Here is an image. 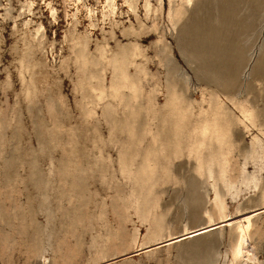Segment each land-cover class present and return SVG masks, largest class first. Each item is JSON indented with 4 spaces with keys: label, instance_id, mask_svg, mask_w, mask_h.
Here are the masks:
<instances>
[{
    "label": "rangeland",
    "instance_id": "rangeland-1",
    "mask_svg": "<svg viewBox=\"0 0 264 264\" xmlns=\"http://www.w3.org/2000/svg\"><path fill=\"white\" fill-rule=\"evenodd\" d=\"M29 1L0 0V23L7 22L5 29H0V264H264V135L257 129L258 126H251L245 131L237 125L232 134L230 175L234 187L229 194H225V189L217 184L229 221L218 223L221 220L213 206L214 195L210 192V186L194 171L184 173L182 178L178 175L185 179V183L180 182L176 187H172L169 182L165 183L166 189L157 195L156 188L151 186L155 177L145 174L149 171L145 160L152 152L150 145L153 135L161 128L159 135L168 144L174 138L185 137L186 128L196 119L203 95L207 100L214 99L215 94L220 96L231 112V116L228 115L231 121L235 119L232 112L236 104L248 102L254 108L256 123L264 130V0H191L190 4H186L187 0H171L170 4L169 0L162 1L163 4L160 0H138V17L125 7V0H117L123 14L118 15L119 25L115 27L110 24L109 19L101 22L105 0ZM146 1L148 8L150 7L148 17L145 16ZM179 3L181 4L178 5ZM169 6H182V13L173 12L170 18ZM88 7L99 16V21L96 22L98 30L92 31V34H88ZM51 8L56 11L54 17ZM40 25L46 28L48 36L41 38V45L35 43L29 48L24 46L22 38L35 36ZM130 25L138 30L142 28L147 35L152 34L141 42L148 60L145 64L147 77L143 74L136 76L133 72L134 65L128 67L132 76L138 78L137 91L140 93H132L127 86L119 88L116 98L110 97L108 70L106 75V72L100 73L98 69L92 70L93 75L87 72L83 84H79L69 48L73 34L89 36V52L93 56L95 45H101L106 38L111 49H115V38L108 40L114 30L116 39L121 44L132 43L130 37L125 39L120 33L121 29H128ZM38 36L40 37V33ZM159 38L162 39V46L156 49L153 43ZM164 48L167 50H162ZM157 51H160L159 54ZM33 52H37V55L33 56ZM24 54L27 56H22ZM22 61L42 65L39 71L36 70L32 80L28 81L30 77L27 75L23 84L20 83V72H25V68L21 67ZM137 62L145 63V60L138 59ZM166 83L169 84V92ZM28 84L29 95L25 87ZM100 85L104 90H101ZM170 85L176 87L173 89ZM225 94L228 99L223 98ZM172 95L176 96L177 101L175 99L176 102L169 104ZM106 97L108 98L105 99ZM139 104L142 105L141 108ZM154 109L158 110V116L154 112L156 118L152 117ZM142 112L144 117L140 114ZM52 125H55V130ZM68 128L71 129L69 132ZM140 129L144 131L140 132ZM149 130L152 135L147 132ZM66 133L70 134H67L69 139L65 137ZM53 139H59L58 143ZM258 143L262 144V153ZM172 147L168 152H171ZM256 148L261 156L253 153ZM65 152L69 155H65ZM123 158H132V165L127 169L135 170L132 177L127 171L124 176L119 168ZM141 158L144 161H140ZM34 160L38 166H35ZM244 162H249L248 168L241 172ZM61 167L63 171H60ZM78 173L84 178L83 183ZM35 174L37 176L33 178ZM73 176H76L75 179ZM114 184L121 186V190ZM145 184H149L148 187ZM115 190H120V194ZM132 190L141 197L138 202L140 206L132 205L129 194ZM115 193L119 196H115ZM100 205L102 209L105 207L103 211ZM207 214L218 224L209 227L212 223ZM246 217H253L252 229L249 230L244 246V251L247 249L248 254L245 256L243 252L239 258H235L232 247H235L238 240L237 225ZM185 228L193 232L198 230L193 235L195 238L190 236L178 239L171 245H159L149 251L150 255L149 252L135 254L137 245L153 246L163 238H179L187 232L184 231Z\"/></svg>",
    "mask_w": 264,
    "mask_h": 264
},
{
    "label": "bare ground",
    "instance_id": "bare-ground-1",
    "mask_svg": "<svg viewBox=\"0 0 264 264\" xmlns=\"http://www.w3.org/2000/svg\"><path fill=\"white\" fill-rule=\"evenodd\" d=\"M29 1V0H28ZM77 1H80V0H77ZM76 1V2H77ZM137 1L138 0H125L124 1V5H125V7H128V10H130L131 11V14L133 13L136 17H138V15L136 14V4H137ZM148 1V0H147ZM147 1H146V4H145V10H146V13H145V16H147L148 17V14H149V8H148V5H147ZM159 1V0H158ZM161 1V3H162V1H164V0H160ZM180 1V0H179ZM183 1H185V0H183ZM6 2H7V0H6ZM30 2V1H29ZM142 2H143V0H142ZM182 2V1H181ZM192 1L191 0H187V2H186V4L188 3V4H190ZM24 3V2H23ZM22 3V4H23ZM47 3V2H46ZM45 3V4H46ZM159 3V2H158ZM157 3V4H158ZM171 3V0H169V4ZM28 4V3H27ZM156 4V5H157ZM163 4V3H162ZM161 4V5H162ZM173 4V3H172ZM171 4V5H172ZM181 3H179L178 5H180ZM185 4V3H184ZM183 4V5H184ZM24 5V4H23ZM29 5V4H28ZM138 5V4H137ZM151 5V4H150ZM177 5V6H178ZM193 5V4H192ZM27 6V5H26ZM95 6V5H94ZM176 6V7H177ZM191 6V5H190ZM161 7V6H160ZM169 7H171V8H168V9H170L169 10V15L168 14H166V15H168V16H170V18H172V13L173 12H177V13H182V11H181V9H182V6H180V7H177V8H173L172 6H169ZM2 8V7H1ZM9 8V7H8ZM75 8V7H74ZM192 8V7H191ZM28 9V8H27ZM87 9V16H88V18L90 19V24H89V29H90V31L88 32V34H92V31H94V30H98L97 29V25H96V22H98L99 21V16H98V13H96L93 9H91V8H86ZM155 9V8H154ZM185 9V8H184ZM183 9V10H184ZM3 10H4V8H3ZM5 10H7V9H5ZM10 10V9H9ZM77 10H78V8H77ZM156 10V9H155ZM159 10V9H158ZM75 11V10H74ZM154 11V10H153ZM152 11V12H153ZM161 11V10H160ZM187 11V10H186ZM189 11H190V8H189ZM6 12V11H5ZM28 12H31V10H29ZM51 14H53L52 16L54 17V15L56 14V11L55 10H53L52 8H51ZM168 12V11H167ZM121 14H123V12H122V10H120V7H119V4L117 3V0H105V3H103V6H102V10H101V17H102V21L101 22H103L104 23V21L106 20V19H109L110 20V24L113 26V27H115V25H119V21H117V18H118V15H121ZM187 14H188V11H187ZM49 15H50V13H49ZM20 16H22V15H20ZM167 17V16H166ZM74 18V17H73ZM54 19H56V18H54ZM138 19V22H139V24L140 25H142L141 24V22H140V20H139V18H137ZM144 19V18H143ZM168 20H169V18H168ZM147 22V21H146ZM152 22V21H151ZM169 22V21H168ZM173 22V21H172ZM7 24V22H3V23H0V29L1 30H4L5 29V26L4 25H6ZM171 24V23H170ZM26 26L28 25V23H26L25 24ZM37 25V24H36ZM144 25V24H143ZM151 25V24H150ZM156 25V24H155ZM154 25V26H155ZM174 25V24H173ZM154 26H152V28H154ZM13 27V26H12ZM145 27V26H144ZM158 27V26H157ZM36 28V27H35ZM151 28V29H152ZM174 28V27H173ZM176 28H179V26L178 27H176ZM121 29V28H120ZM167 29V28H166ZM75 30L76 31H78V29L76 28V26H75ZM147 30V29H146ZM171 30V29H170ZM179 30V29H178ZM163 31V30H162ZM167 31H169V30H167ZM175 31H177V29H175ZM36 32V31H35ZM115 30L112 32V34L110 35V37L108 38V40H110L111 38H115V49L114 50H112L111 49V47H110V42L109 41H107V38L106 39H104V41H103V43L100 45V44H96L95 45V55H93V56H91L90 55V47H89V45H90V38H89V36H84V37H81V36H79V35H77V34H73V36H72V39H71V43L69 44V48H70V51H71V54H72V56H73V60H72V65L77 69V73H78V79H79V84H83V82H84V75L88 72V73H92V70L94 71V70H99V72L101 73H103V72H106V70H108L109 71V74H110V82H109V90H110V97L112 96V98H116V95L118 94V90H119V88H121V87H129L130 89H131V91H132V93H135L136 91H137V89H138V83L139 82H137L136 81V79H138V78H134V76H132L133 74H132V72H130L129 70H128V67L131 65V66H133L134 65V68H135V71H133V72H135V74H136V76H138L139 74H143V76L145 77V75L148 73L147 72V68H146V66H145V64H146V62L148 61L147 60V58H145V49L143 48V46H141V42L143 41V39H145V38H148L149 36H152V34H149V35H147V34H145V32H144V30L142 29V28H139V30L138 29H136V28H133L131 25H130V27L127 29V28H123V29H121L120 30V33H121V35H122V37H124L125 39L126 38H128V37H130V39H132L131 40V42L132 43H130V44H128V45H124V44H121L117 39H116V34H115ZM174 32V31H173ZM40 33V37L38 36V34ZM56 33V32H55ZM156 34H157V32H156ZM170 34V33H169ZM38 37H37V36ZM44 36H48V34H47V30H46V28L45 27H43V25H40L39 26V28H38V30H37V32L35 33V36H29L28 38H25V37H23L22 38V42H23V44H24V46H28V48H29V46H33V44H38V45H41V43H42V40H41V38H43ZM56 36V35H55ZM65 40L67 41V36L65 37ZM162 39H158L157 40V42H154L153 44L155 45L154 46V48H158V47H160V46H162V44H160V41H161ZM168 43V42H167ZM166 43V44H167ZM163 44H164V42H163ZM165 44V45H166ZM151 47H153V46H151ZM167 47V46H166ZM165 47V48H166ZM163 48V47H162ZM165 48L164 49H162V50H165ZM161 50V49H160ZM167 50V49H166ZM165 50V51H166ZM159 52L160 51H157V54H159ZM169 53V52H168ZM156 54V53H155ZM167 54V53H166ZM32 55L33 56H35V55H37V52H33L32 53ZM164 55V54H163ZM22 56H27V54H24V55H22ZM156 56V55H155ZM171 58V57H170ZM138 59H144L145 60V63H142V62H137V60ZM41 60V59H40ZM166 60H168V58L166 59ZM174 61V60H173ZM28 64H29V66H28ZM159 64H160V62H159ZM165 64V63H164ZM169 64V63H168ZM174 64H176V63H173V65ZM41 63H39V65H38V63H35V62H33L32 61V63L30 64V63H27L26 61L24 62V61H22L21 62V67H23V68H25V72H23V71H21L20 72V78H21V80H20V83L21 84H23V82H24V80L25 79H27V75L30 77V79H28V81L29 80H32V78H33V75H34V73H36L37 71H39V68H41ZM173 65H171V67L173 66ZM162 66H165V65H163L162 64ZM168 66V65H167ZM176 67H177V65H175ZM174 66V70L176 69V67ZM179 66V65H178ZM99 67V68H98ZM180 67V66H179ZM169 68V67H168ZM179 69V68H178ZM177 69V70H178ZM37 70V71H36ZM165 70V69H164ZM169 70L171 71V68H169ZM168 70V71H169ZM173 70V69H172ZM166 72V71H165ZM179 72H180V70H179ZM183 72V71H182ZM95 73V72H94ZM97 73V72H96ZM183 73H185V72H183ZM99 74V73H98ZM97 74V75H98ZM107 74V72L105 73V75ZM178 74V73H177ZM89 75H91V74H89ZM92 75H93V73H92ZM91 75V76H92ZM166 75V77H167V74H165ZM99 76V75H98ZM97 76V77H98ZM103 76V75H102ZM170 76V75H169ZM174 76V75H173ZM180 76V75H179ZM94 77V76H93ZM93 77H92V80H93ZM95 77H96V74H95ZM143 77V78H144ZM146 77H147V75H146ZM164 78V77H163ZM172 78V77H171ZM185 78H187V76L185 77ZM65 79V78H64ZM135 79V80H134ZM170 79V78H169ZM179 79V78H178ZM87 80H89V78L87 79ZM92 80H91V83H92ZM96 80V79H95ZM144 80H145V78H144ZM174 80V79H173ZM97 81H99V80H97ZM168 81V80H167ZM187 81V80H186ZM89 82V81H88ZM164 82V81H163ZM176 82H177V80H176ZM95 83V82H94ZM97 83V82H96ZM99 83V82H98ZM169 83V82H168ZM168 83H166V85L165 86H167V85H169ZM173 83V82H172ZM180 83V82H179ZM153 84V83H152ZM89 85V84H88ZM97 85V84H96ZM99 86V85H98ZM171 87L173 86V85H170ZM185 86V85H184ZM25 87H27L26 88V92H27V95H29V87H30V85L28 84L27 86H25ZM103 86H101L100 85V88H101V90H104L103 88H102ZM176 87V86H175ZM174 86H173V89L175 88ZM179 87H180V84H179ZM182 87V86H181ZM186 87V86H185ZM184 87V88H185ZM94 88V87H93ZM167 90H168V92H169V87L167 86ZM95 89H97V88H95ZM98 89H99V87H98ZM141 89V88H140ZM151 89V88H150ZM181 89V88H180ZM183 89V88H182ZM92 90V89H91ZM106 90V89H105ZM124 90H126V89H124ZM164 90H166V89H164ZM171 90V89H170ZM94 91V90H93ZM107 91V90H106ZM128 91H129V89H128ZM145 91V90H144ZM217 91V90H216ZM215 91V92H216ZM108 92V91H107ZM140 93V91H137L136 93ZM167 92V91H166ZM167 92V93H168ZM173 92V91H172ZM179 93V89H178V91H176V93ZM221 92V91H220ZM99 93V92H98ZM101 93H103L102 91H101ZM105 93V92H104ZM126 93H128V92H126ZM147 93H148V91H147ZM153 93V92H152ZM177 93V94H178ZM185 93V92H184ZM100 94V93H99ZM122 94H124V93H122ZM129 94V93H128ZM159 94V93H158ZM170 94H171V91H170ZM208 94H210V93H208ZM214 94V93H213ZM228 94V93H227ZM227 94H225V96L223 97V98H227L228 99V96L226 97V95ZM107 95V94H106ZM119 95V94H118ZM121 95V94H120ZM137 95V94H136ZM147 95H149V93L147 94ZM167 97H168V95L167 94H165ZM164 95V96H165ZM216 96H215V98L214 99H209V100H207V98L203 95V97H202V99H201V101L199 102V105H198V109H199V111H198V113L196 114L197 116H196V119L191 123V125H189L187 128H186V133H185V137H183L182 139H180V138H174L173 139V141L170 143V144H168L165 140H163V139H161V137H160V129H158L159 131H157L154 135H153V138H152V143H151V148H152V152H145L146 154L147 153H149L148 155H150V156H147V157H149L148 159L146 158V160H145V164H146V166H147V168H148V173H145L146 175H150V176H154L155 178H154V183L153 184H151V186L153 187V189H154V187L156 188V195H157V193L158 194H162L163 192H164V190L166 189V186L164 185L165 183H167V182H169L170 184H171V186L173 187V186H177V185H180V182H183V183H185V179H181L182 178V176H183V174L184 173H192L193 171L199 176V178L200 179H202V181H206V183H208V185L210 186V192H212L213 193V195H214V198H213V206H214V208H215V210H216V213H217V215H218V219H220L221 221H219L218 223H223V222H226V221H229V220H227V216H228V214L226 213V211H225V203H224V199H223V197L221 196V194H220V192H219V190H218V186L219 185H217L218 183L225 189V194H229L230 193V191H232L231 189L234 187L233 186V181H232V176L230 175V173H231V168H230V161H231V159H230V156H231V154H232V152H233V138H232V134H233V131H234V129H236V127H237V125H239L240 127H241V129H243V130H249L250 129V127L251 126H255V127H257V129H259L260 131H261V133H263L262 135H264V130H262L259 126L260 125H258V123H256V120H257V117H256V115H255V113H254V108L248 103V102H242L241 104H236V108L234 107L233 108V115H234V120L233 121H231L230 120V114H229V112H230V110L228 109V107H226L225 105L226 104H224L223 103V101L221 100V98H220V96H218L217 94H215ZM223 95V94H222ZM103 96H104V94H103ZM122 96H125V95H122ZM130 96H131V94H130ZM138 96H139V94H138ZM150 96H151V93H150ZM153 96V95H152ZM152 96H151V98H152ZM186 96V95H185ZM211 96H212V93H211ZM230 96V95H229ZM232 96V95H231ZM230 96V97H231ZM27 97V96H26ZM119 97V96H118ZM121 97V96H120ZM127 97L129 98V96L127 95ZM144 97H146V95L144 96ZM178 97V96H177ZM46 98V97H45ZM100 98V97H99ZM108 97H106L105 99H107ZM122 98V97H121ZM131 98V97H130ZM138 98V97H137ZM141 98V97H140ZM179 99L181 98V97H178ZM183 98V97H182ZM190 98H191V96H190ZM232 98V97H231ZM233 98H235V97H233ZM249 98V97H248ZM248 98H247V100H248ZM14 99H16V98H14ZM119 98H117V100H118ZM145 99V98H144ZM168 99V98H167ZM176 99V96L175 95H172V97H170V102H169V99L167 100V103L169 102V104L172 102V101H174ZM230 99V98H229ZM50 100V99H49ZM52 100V99H51ZM50 100V101H51ZM89 100V99H88ZM102 100H104V99H102ZM115 100V99H114ZM120 100H122V99H120ZM128 100V99H127ZM127 100H126V103H127ZM150 100V99H149ZM231 100V99H230ZM252 100V99H251ZM47 101V100H46ZM50 101H48V102H50ZM139 101H140V99H139ZM176 101H177V99H176ZM176 101H174V102H176ZM47 102V103H48ZM129 102V101H128ZM141 102V101H140ZM226 102V101H225ZM235 102H237L236 100H235ZM109 103V102H108ZM181 103V102H180ZM53 104V103H52ZM105 104V103H104ZM103 104V105H104ZM138 104V103H137ZM142 104V103H141ZM231 104V103H230ZM234 104V103H233ZM50 105V104H49ZM109 105H110V103H109ZM125 105V104H124ZM131 105V104H130ZM134 105V104H133ZM150 105V104H149ZM164 105H166L165 103H164ZM180 105V104H179ZM53 106H55V105H53ZM106 106V105H105ZM108 106V105H107ZM127 106V105H126ZM138 106V105H137ZM139 108H141L142 107V105H140L139 104ZM151 106V105H150ZM149 106V107H150ZM173 106V105H172ZM175 106V105H174ZM128 107H132V106H129L128 105ZM154 107V106H153ZM180 107V106H179ZM104 108H106V107H104ZM125 108H127V107H125ZM134 108V107H133ZM137 109V108H136ZM136 109H134V110H136ZM146 109V108H145ZM149 109V108H148ZM151 109V108H150ZM164 109V108H163ZM139 110V109H138ZM137 111V110H136ZM144 111V110H143ZM147 111V110H146ZM158 110H156V109H154V111H153V116L152 117H154V112H157ZM164 111L165 112H168L167 110H166V108L164 109ZM55 113V112H54ZM132 113H133V110H132ZM149 113H150V110H149ZM231 113V112H230ZM234 113H237V114H234ZM2 114V113H1ZM61 114V113H60ZM106 114H107V112H106ZM138 114V113H137ZM140 114H144V112H142V113H140ZM159 114H160V112H159ZM184 114V113H183ZM145 115V114H144ZM144 115H143V117H144ZM228 115H229V117H228ZM2 116V115H1ZM58 116V115H57ZM61 116V115H60ZM59 116V117H60ZM157 116H158V112H157ZM156 116V117H157ZM133 117H135V116H133ZM140 117V116H139ZM156 117H154V118H156ZM160 117V116H159ZM179 117V116H178ZM94 118V117H93ZM109 118V117H108ZM142 118V117H141ZM233 118V117H232ZM262 118V117H261ZM143 119V118H142ZM153 119V118H152ZM160 119V118H159ZM163 119V118H162ZM93 120V119H92ZM137 120V119H136ZM161 120V119H160ZM178 120H180V118H178ZM112 121H114V120H112ZM128 121V120H127ZM140 121V120H139ZM142 121H145V120H142ZM163 121V120H162ZM161 121V122H162ZM129 122V121H128ZM150 122V120L148 121V123ZM153 122V121H152ZM151 122V123H152ZM156 122V121H155ZM161 122H159L160 124H163V123H161ZM114 123V122H113ZM139 123H141V121L139 122ZM139 123H136V124H138L139 125ZM178 123H180V122H178ZM53 124H55V123H53ZM60 124V123H59ZM92 124V123H91ZM110 125H111V123H109ZM126 124V123H125ZM130 124H132V122L130 123ZM129 124V125H130ZM150 124V123H149ZM181 124V123H180ZM180 124H178V126L180 125ZM61 125V124H60ZM128 125V126H129ZM134 125V124H133ZM137 125V126H138ZM154 125V123L152 124V126ZM53 126H55V125H52V128H53ZM71 126V125H70ZM123 126H125V125H123ZM123 126H121V128L123 127ZM135 126V125H134ZM140 126H143V125H140ZM145 126V125H144ZM151 126V127H152ZM236 126V127H235ZM95 127V126H94ZM146 127H147V125H146ZM151 127H149V129L151 128ZM154 128L156 127V126H153ZM161 127H164V125L163 126H161ZM263 127V126H262ZM56 128V127H55ZM153 128V129H154ZM159 128V127H158ZM39 129V128H38ZM54 129V128H53ZM53 129H51V130H53ZM117 129V128H116ZM116 129H115V131H116ZM119 129V128H118ZM147 129V128H146ZM145 129V130H146ZM176 129H177V126H176ZM180 128H178V130H179ZM182 129V128H181ZM51 130H49V131H51ZM55 130V129H54ZM71 129L70 128H68V132L70 131ZM112 130V129H111ZM125 130V129H124ZM141 130L142 129H140V132H141ZM163 130H164V128H163ZM253 130V129H252ZM34 131H36V130H34ZM62 131V130H61ZM119 131V130H118ZM142 131H144V130H142ZM165 131V130H164ZM15 132V131H14ZM52 132V131H51ZM59 132V131H58ZM67 132V131H66ZM73 133L72 134H74V131H72ZM121 132H122V130H121ZM125 132V131H124ZM147 132H150L151 133V135H152V132L149 130V131H147ZM175 132V131H174ZM165 133V132H164ZM56 134H57V132H56ZM63 133H61V135H62ZM67 134L68 133H66V135H65V137H67ZM149 134V133H148ZM148 134H146V135H148ZM160 134V135H159ZM179 134V133H178ZM58 135V134H57ZM60 135V136H61ZM68 135H70V134H68ZM150 135V134H149ZM178 136V135H177ZM50 137H51V135H50ZM50 137H48V138H50ZM69 137V136H68ZM67 137V138H68ZM73 138H74V136H72ZM122 137H124V135L122 136ZM168 137V136H167ZM263 137V136H262ZM0 138H2V137H0ZM55 138V137H54ZM62 138V137H61ZM149 138V137H148ZM52 139V138H51ZM69 139V138H68ZM125 139V138H124ZM146 139V138H145ZM168 139V138H167ZM1 140V139H0ZM54 141H55V139H53ZM59 140V139H58ZM57 139H56V141L55 142H57L58 141ZM66 140V139H65ZM72 140V138L70 139V144H71V141ZM76 140V139H75ZM74 140V141H75ZM92 140H93V138H92ZM126 140V139H125ZM255 140V139H254ZM51 141V140H50ZM121 141V140H120ZM119 141V142H120ZM123 141V140H122ZM151 141V140H150ZM52 142V141H51ZM92 142H94V140L92 141ZM147 142H149V141H147ZM58 143V142H57ZM56 143V144H57ZM143 143V142H142ZM149 143V144H150ZM252 143V142H251ZM49 144H51V143H49ZM53 144V143H52ZM51 144V145H52ZM116 144H117V142H116ZM115 144V145H116ZM119 144V143H118ZM130 144H131V142H130ZM145 144H147V143H145ZM54 145V144H53ZM75 145H76V143H75ZM75 145H73V146H75ZM65 146V145H64ZM72 146V148H74ZM117 146H119V145H117ZM146 146V145H145ZM173 146V147H172ZM52 147V146H51ZM143 147H144V145H143ZM170 147H172V150H171V152H168V149L170 148ZM256 147V146H255ZM258 147L259 148H261V153L263 152V149H262V144L261 143H258ZM31 148H33V147H31ZM69 148V147H68ZM119 148V147H118ZM140 147H138V149H139ZM145 148H147V146L145 147ZM151 148H150V150H151ZM250 148H251V146H250ZM141 149V148H140ZM34 150V149H33ZM144 150V149H143ZM149 150V149H148ZM147 150V151H148ZM136 151V150H135ZM144 151H146V149L144 150ZM70 152V151H69ZM137 152L138 153H140V151H138L137 150ZM70 153H72V152H70ZM73 153H74V151H73ZM117 153H118V150H117ZM137 153V155H141V154H138ZM253 153H256V154H258L259 156H261V153L259 152V150H258V148H256L255 150H254V152ZM144 156H145V154H144V152L142 153ZM65 155H69V154H66V152H65ZM118 155V154H117ZM120 155V154H119ZM122 155V154H121ZM129 155V154H128ZM71 157L73 156V155H70ZM131 156H134V155H131ZM142 156V155H141ZM140 156V157H141ZM183 157V160L181 159ZM70 158V157H69ZM73 158V157H72ZM125 158V157H124ZM123 158V159H124ZM144 158V157H143ZM251 158V157H250ZM63 159H64V157H63ZM71 159V158H70ZM69 159V160H70ZM119 159H120V157H119ZM130 159H132V158H129L128 160H123V161H120V167L119 168H121V172L124 174V176L126 175L125 173H127L128 172V174H132L134 171H128L127 169H128V167H130L131 165H132V160H130ZM145 159V158H144ZM144 159H140V161H144ZM255 159V158H254ZM121 160V159H120ZM35 161V166L37 165L38 166V164H36V160H34ZM248 161V160H247ZM7 162V161H6ZM9 162V161H8ZM7 162V163H8ZM32 162V161H31ZM30 162V163H31ZM62 163H63V160L61 161ZM96 162V161H95ZM101 162V161H100ZM107 162H110V161H107ZM139 162V161H138ZM21 163V162H20ZM29 163V164H30ZM38 163V162H37ZM80 163H82V162H80ZM97 163V162H96ZM95 163V164H96ZM111 163V162H110ZM4 164V163H3ZM2 164V165H3ZM15 164V163H14ZM33 164V165H34ZM103 164V163H102ZM249 164V162H244L243 164H242V167H241V172H244L245 171V169L246 168H248L247 167V165ZM254 164V163H253ZM7 165V164H6ZM31 165V164H30ZM32 165V166H33ZM71 165V164H70ZM74 165V164H73ZM105 165V164H104ZM142 166H144L143 164H141ZM140 165V166H141ZM259 165V164H258ZM4 166V165H3ZM64 166V165H63ZM100 166V165H99ZM34 167V166H33ZM66 167H67V163H66ZM78 167V166H77ZM76 167V168H77ZM14 168V167H13ZM21 168V167H20ZM30 168H32V167H30ZM60 168V167H59ZM74 168V167H73ZM81 167H79V169H80ZM89 168H90V166H89ZM99 168V167H98ZM100 168H102L103 169V167H100ZM256 168V167H255ZM11 169V168H10ZM33 169V168H32ZM65 169V168H64ZM68 169V168H67ZM75 169V168H74ZM74 169H72L73 171H75ZM82 170H83V168H81ZM130 169V168H129ZM132 169V168H131ZM138 169V168H137ZM136 169V170H137ZM141 169H142V167H141ZM140 169V170H141ZM262 168H260V170H261ZM37 170V169H36ZM57 170V169H56ZM55 170V171H56ZM60 170V169H59ZM59 170H58V172H59ZM78 170V169H77ZM100 170V169H99ZM105 170V169H104ZM106 170H107V168H106ZM13 171V170H12ZM34 171V170H33ZM32 171V172H33ZM60 171H63V169H62V167H61V170ZM79 171V170H78ZM89 171V170H88ZM91 171V170H90ZM101 171H103V170H101ZM127 171V172H126ZM31 172V171H30ZM36 172V171H35ZM35 172H33V173H35ZM65 172V171H64ZM80 172V171H79ZM114 172V171H113ZM138 172V171H137ZM137 172H135V173H137ZM147 172V171H146ZM39 173V172H38ZM41 173V172H40ZM71 173V172H70ZM77 173V172H76ZM90 173V175L92 174V171L91 172H89ZM103 173V172H102ZM105 173V172H104ZM107 173V172H106ZM105 173V174H106ZM139 173V172H138ZM194 173V174H195ZM36 174H37V172H36ZM34 175L33 176V178L35 177V176H37V175ZM61 174V172H59L58 173V175H60ZM79 174V173H78ZM81 174V173H80ZM79 174V175H80ZM63 175V174H62ZM61 175V176H62ZM74 175H75V173H74ZM83 176H84V174H82ZM114 175H115V173H114ZM120 175H121V173H120ZM139 175V174H138ZM137 175V176H138ZM178 175H181V178H179V176ZM186 176H187V174H185ZM193 175V174H192ZM196 175V176H197ZM31 176H32V174H31ZM100 176H101V174H100ZM122 176V175H121ZM142 176H144V175H142ZM186 176H184V177H186ZM39 177V176H38ZM64 177V176H63ZM76 177V176H75ZM75 177L73 176V178L75 179ZM129 177V176H128ZM131 177H132V175H131ZM140 177V176H139ZM138 177V178H139ZM183 177V178H184ZM32 178V179H33ZM58 178V177H57ZM71 179H73L72 177H70ZM79 178V177H78ZM80 178L82 179V177H81V175H80ZM127 178V177H126ZM146 178V177H145ZM232 178V179H231ZM39 179V178H38ZM84 179V178H83ZM80 180V181H82V183L84 182V180ZM104 178L102 177V180H103ZM115 179V178H114ZM133 179H134V181H135V178H134V175H133ZM147 179V178H146ZM193 179H194V177H193ZM117 180V179H116ZM124 180V179H123ZM129 180H131V179H129ZM137 180H139V179H137ZM142 180V179H141ZM140 180V181H141ZM194 180H199V179H197V178H195ZM255 180V179H254ZM33 181V180H32ZM40 181V180H39ZM74 181H76V180H74ZM149 181V180H148ZM200 181V180H199ZM201 181V182H202ZM127 182H128V180H127ZM131 182V181H130ZM133 182V181H132ZM139 182V181H138ZM142 182V181H141ZM150 182H152L151 180H150ZM160 183V184H156V183ZM196 182V181H195ZM198 182V181H197ZM255 182V181H254ZM254 182H252V183H254ZM259 182V181H258ZM32 183V182H31ZM73 183V182H72ZM78 183V182H77ZM77 183H75V184H77ZM135 183V182H134ZM133 183V184H134ZM140 183V182H139ZM199 183V182H198ZM263 183V182H262ZM34 184V183H33ZM74 184V183H73ZM85 184V183H84ZM118 184H120L119 182H118ZM137 184V183H136ZM136 184H134V185H136ZM142 184V183H141ZM200 184V183H199ZM198 184V185H199ZM203 184V183H202ZM248 184V183H247ZM78 185H79V183H78ZM86 185V184H85ZM115 185V184H114ZM145 185H147V184H145ZM149 185V184H148ZM148 185H147V187H148ZM61 186V185H60ZM71 186H73V185H71ZM116 186V185H115ZM197 186V185H196ZM201 186V185H200ZM208 186V187H209ZM262 186V185H261ZM117 188H119L120 189V187H118V186H116ZM131 188H133L132 186H130ZM187 187V186H186ZM204 187V186H203ZM206 187H207V185H206ZM253 187V186H252ZM255 188L257 187V185H255L254 186ZM58 188V187H57ZM56 188V189H57ZM62 188V187H61ZM73 188V187H72ZM75 188V187H74ZM134 189V188H133ZM195 189H196V187H195ZM205 189V188H204ZM260 189H261V187H260ZM117 190V189H116ZM115 190V191H116ZM121 190V189H120ZM120 190H118L119 192H117V194L119 193L120 194ZM135 190V189H134ZM207 190V189H206ZM44 191V190H43ZM57 191V190H56ZM86 191V193H88L87 192V190H85ZM130 191V190H129ZM145 191V190H144ZM193 191H195V190H193ZM261 191V190H260ZM146 192H148V189L146 190ZM60 193V192H59ZM70 193V192H69ZM74 193V192H73ZM211 193V194H212ZM85 194V193H84ZM130 194V200H131V203H132V205H135V206H140V205H138V202H139V198H141L140 196H138L139 194H137L136 192H134L133 190L131 191V193H129ZM141 194V193H140ZM194 194V193H193ZM198 194V193H197ZM260 194V193H259ZM89 195V194H88ZM88 195H86L87 197H89ZM122 195V194H121ZM196 195V194H195ZM263 195V194H262ZM54 196V195H53ZM60 196V195H59ZM82 196H83V194H82ZM82 196H81V198H82ZM115 196H117L116 195V193H115ZM119 196V195H118ZM117 196V197H118ZM194 196V195H193ZM192 196V197H193ZM198 196V195H197ZM206 196V195H205ZM227 196V195H226ZM122 197H123V195H122ZM145 197V196H144ZM144 197H143V200H144ZM195 197V196H194ZM193 197V198H194ZM204 197V196H203ZM76 198V197H75ZM84 198V197H83ZM151 198V197H150ZM196 198V197H195ZM256 198H257V196H256ZM118 199V198H117ZM250 199H252V198H249V200ZM81 200V199H80ZM87 199H85V201H86ZM120 201H121V199H119ZM141 200V199H140ZM145 200H146V197H145ZM195 200V199H194ZM203 200H204V198H203ZM207 200V199H206ZM205 200V201H206ZM88 201V200H87ZM86 201V202H87ZM197 201V200H196ZM204 201V202H205ZM254 201V200H253ZM82 203H83V201H81ZM103 202V201H102ZM101 202V203H102ZM126 202V201H125ZM141 202V201H140ZM146 202H148V201H146ZM162 202V201H161ZM249 202V201H248ZM122 203V202H121ZM151 203V202H150ZM157 199H156V201H155V204L157 205ZM208 203H209V200H208ZM210 203H211V201H210ZM86 204V203H85ZM84 204V205H85ZM102 204H104V202L102 203ZM123 204H124V202H123ZM205 203H203V205H204ZM121 205V204H120ZM249 205V204H248ZM101 206V205H100ZM147 206H150L151 207V205H147ZM146 206V207H147ZM159 206V205H158ZM162 206V205H161ZM244 206V205H243ZM247 206V205H246ZM256 206V205H255ZM122 207H125V206H122ZM131 207V206H130ZM143 207H145V205L143 206ZM203 207V206H202ZM251 207H253V206H251ZM105 208V207H104ZM103 208V209H104ZM126 208V207H125ZM137 208V207H136ZM148 208V207H147ZM161 208H163V207H161ZM264 208V207H263ZM101 209H102V206H101ZM103 209H102V211H103ZM132 209V208H131ZM139 209H140V207H139ZM164 209H165V207H164ZM204 209V208H203ZM202 209V210H203ZM244 209V208H243ZM243 209H242V211H243ZM126 210H127V208H126ZM170 210V209H169ZM168 210V211H169ZM53 211V210H52ZM128 211V210H127ZM132 211V210H131ZM142 211H144V209L142 210ZM241 211V212H242ZM246 211V210H245ZM138 212H139V210H138ZM160 212V211H159ZM202 212H205V211H202ZM238 212V211H237ZM54 213V212H53ZM232 213V212H231ZM240 213V212H239ZM98 214V213H97ZM143 214V213H142ZM208 214H210L209 212H208ZM207 214V215H208ZM255 214V213H254ZM253 214V215H254ZM101 215H103V213H101ZM136 215H137V212H136ZM147 215V217L149 216L148 214H146ZM158 215V214H157ZM166 215H167V213H166ZM243 215V214H242ZM258 215V214H257ZM98 216V215H97ZM141 216V215H140ZM155 216V215H154ZM99 217H102V216H99ZM142 217V216H141ZM141 217L139 218V219H141ZM156 217V216H155ZM238 217V216H237ZM144 218V217H143ZM145 218H146V216H145ZM205 218V217H204ZM251 218H253V217H246L245 219H244V221H241V222H239L238 223V225H237V229H238V233H239V235H237L238 236V240H237V243H236V245H235V247L233 246L232 248H234L233 249V256L235 257V258H239L241 255H242V253L244 252V254H246L245 256H247V249L245 250L246 251V253H245V251H244V249L246 248V247H244V246H246L245 245V243H247V237H248V234H249V230H250V228L252 227V219ZM208 219H209V222H211L212 224L211 225H209V227H213V226H215V225H217L218 223H215V219L211 216V215H208ZM256 219V218H255ZM254 219V220H255ZM142 220V219H141ZM156 221V220H155ZM154 221V222H155ZM206 222V221H205ZM256 222V221H255ZM202 224V223H201ZM206 224V223H205ZM166 225V224H165ZM203 225V224H202ZM168 226H170L169 224H168ZM159 228H160V226H159ZM230 228V227H229ZM233 229V228H232ZM237 229H236V231H237ZM252 229V228H251ZM185 230H187V228H185L184 229V231ZM200 230V229H199ZM229 230V229H228ZM155 231H156V229H155ZM159 231V230H158ZM233 231V230H232ZM231 231V232H232ZM197 232H198V230H197ZM197 232H193V231H188L187 230V232H185L184 234H183V236H181V237H179V238H175V237H169V238H167V239H164L163 238V240L161 239V237H160V239L161 240H159V241H157V243H155V244H153V246H147V245H145V244H139V245H137L136 246V250L135 251H137L135 254H138V253H147V252H149V251H151V250H153V249H155L157 246H159V245H162V244H165V245H171L172 243H174V242H176V240H178V239H181V238H185V237H190V236H193L194 234H196ZM234 232V231H233ZM164 233H165V231H164ZM238 233H236V234H238ZM172 235H173V233H172ZM134 236V235H133ZM149 236V235H148ZM162 236V235H161ZM158 237H159V235H158ZM194 237V236H193ZM197 237V236H196ZM231 237V236H230ZM147 238V237H146ZM192 238V237H191ZM190 238V239H191ZM195 238V237H194ZM234 238V237H233ZM188 239V238H187ZM146 240V239H145ZM149 240V239H148ZM232 240V239H231ZM148 242V241H147ZM152 242H154V240L152 241ZM232 243H235L233 240H232ZM230 247V246H229ZM105 253V252H104ZM133 253V252H132ZM101 254V253H100ZM231 254V253H230ZM102 255V254H101ZM146 255V254H145ZM149 255H150V252H149ZM104 256V255H103ZM124 256V255H123ZM244 256V255H243ZM105 258V257H104ZM244 258V257H243ZM247 258V257H246ZM245 259V258H244ZM248 259V258H247ZM250 259V258H249ZM112 260V259H111ZM246 260V259H245ZM243 261V260H242ZM249 261V260H248ZM95 262V261H94ZM97 262V261H96ZM214 263V262H213ZM210 264H211V262H210Z\"/></svg>",
    "mask_w": 264,
    "mask_h": 264
}]
</instances>
